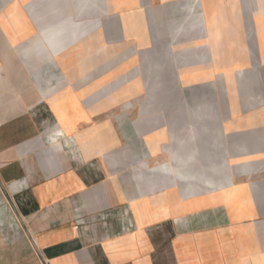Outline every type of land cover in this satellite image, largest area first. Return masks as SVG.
<instances>
[{
	"label": "crops",
	"instance_id": "crops-1",
	"mask_svg": "<svg viewBox=\"0 0 264 264\" xmlns=\"http://www.w3.org/2000/svg\"><path fill=\"white\" fill-rule=\"evenodd\" d=\"M216 77L257 104L228 109L224 157L154 138L150 159L124 156L122 91L144 100L130 129L163 140L165 122L193 134L186 117L211 115L183 101L217 99ZM218 160L189 178L157 167ZM0 212L22 223L0 264H264V0H0Z\"/></svg>",
	"mask_w": 264,
	"mask_h": 264
},
{
	"label": "rangeland",
	"instance_id": "rangeland-1",
	"mask_svg": "<svg viewBox=\"0 0 264 264\" xmlns=\"http://www.w3.org/2000/svg\"><path fill=\"white\" fill-rule=\"evenodd\" d=\"M45 40L48 41V38L45 37ZM59 40L57 39L56 43ZM34 46L32 47L33 49L37 52L42 53L46 58L49 60L52 57V54L49 52L44 51V47L46 46L44 43V39L41 38L40 40H36L34 42ZM254 57V54H252ZM135 73L134 71L127 72L123 77L125 79L128 76H134ZM238 78L240 74L238 73ZM57 76H60V74L57 72ZM142 78V86H141V92H147V86L145 83V77L143 75H140ZM228 77V76H227ZM237 78V79H238ZM212 87H216L218 90V98L217 99H200L196 101L192 100H185L183 101L184 103V108L192 113L193 111H198V112H207L210 109L211 115L209 116L208 114L204 113L199 117V121H195V117L190 116L186 117V120L189 121L190 126L194 129L193 134L184 130L180 132L174 131L169 125L170 123H166L163 126V128L166 130V137L161 139L160 136V128L155 129L151 132L147 133H134L131 129L130 126L132 123L135 122H143V120L139 121V109L143 105L144 100H129L128 98V90H124L121 92L119 100L116 101L117 103H120V106H118L120 109L115 111V123H116V128L118 129V133L121 138V152L124 154V156L127 157L128 154H132L133 156L137 157H143L150 159L153 156H150L147 152L146 146H145V141L150 140L151 138H154L156 140H159V143H161L162 146H168L169 151L171 152L172 150L174 152L178 151V148L180 151H192L196 156H211V157H217V158H222L225 156V149H224V141H225V135H224V126H225V121L230 122L232 120H236L239 118H230L228 115V109L229 108H238V109H246V108H253L257 107V104L254 103L252 104L251 102L246 101L243 99L241 93L243 91L242 85L240 83V80L237 81V83H233L232 85V90L233 92H236L239 94L236 99L227 101L225 98V89H224V84L221 79V77H216L213 79V83L211 84ZM246 87V86H245ZM128 86H126V89ZM203 85L198 86H184V94L187 96L190 92H192L194 89L199 90L202 89ZM111 91H113V87H107L104 90L97 91L95 94H93L92 98H90L89 101L85 102L87 103H94V101H99L101 100L104 96H107ZM230 91V87L228 89ZM143 98V97H142ZM251 103V104H250ZM107 105H111L112 102H106ZM233 104V107H231ZM206 114V115H205ZM110 114H105L102 119H107L106 117L109 116ZM157 119V118H155ZM198 120V119H197ZM160 123V122H159ZM210 124V125H209ZM212 127L211 131H207L208 133L206 134V140H210L213 143L217 144V147L215 149H210V150H204L201 148L203 145L204 141V130L208 129L209 127ZM69 139V137H68ZM193 142V143H192ZM72 146L69 147V151L72 150V152H77V147L75 144V141L72 139L71 142ZM194 146V148H193ZM178 147V148H177ZM190 147V148H189ZM181 148V149H180ZM206 153V154H205ZM161 155V154H159ZM160 157V156H157ZM155 158V157H154ZM153 159V158H152ZM158 161V160H154ZM160 169H163L168 172H173L178 174V169H181L179 172L181 176L184 178H189L186 175V173H197V172H210L214 171L217 173H222L225 170V165L218 160V163L216 164H191V163H186L184 165H179L178 166H173V165H167V164H160L157 166ZM8 201L11 203V198L7 196ZM9 213L8 215V220H9V229L2 228L0 225V238L4 240V242L9 243V240L12 238V235L16 234V229L19 228V230H22L21 224L17 217H15V214ZM2 214L0 212V220H2ZM10 248V247H8ZM1 250V248H0Z\"/></svg>",
	"mask_w": 264,
	"mask_h": 264
},
{
	"label": "bare ground",
	"instance_id": "bare-ground-1",
	"mask_svg": "<svg viewBox=\"0 0 264 264\" xmlns=\"http://www.w3.org/2000/svg\"><path fill=\"white\" fill-rule=\"evenodd\" d=\"M30 38V37H29ZM77 41V40H76ZM64 76V75H63ZM118 109H120V108H118ZM119 111V110H118ZM191 151V150H190ZM186 152V151H185ZM180 154H182V153H180ZM184 154V153H183ZM186 154H188V153H186ZM192 154V153H191ZM187 157H189V156H187ZM183 158H185V157H183ZM191 158V157H190ZM186 159V158H185ZM164 160V159H163ZM158 165H160V164H158ZM176 166V165H175ZM179 167V166H178ZM178 171L180 172L181 171V169H178ZM178 172V174L177 175H181L180 173ZM188 173V172H187Z\"/></svg>",
	"mask_w": 264,
	"mask_h": 264
}]
</instances>
